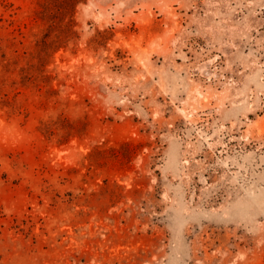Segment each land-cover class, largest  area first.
<instances>
[{
  "label": "rangeland",
  "instance_id": "374dc122",
  "mask_svg": "<svg viewBox=\"0 0 264 264\" xmlns=\"http://www.w3.org/2000/svg\"><path fill=\"white\" fill-rule=\"evenodd\" d=\"M0 264H264V0H0Z\"/></svg>",
  "mask_w": 264,
  "mask_h": 264
}]
</instances>
